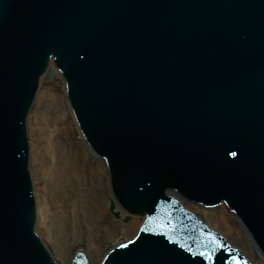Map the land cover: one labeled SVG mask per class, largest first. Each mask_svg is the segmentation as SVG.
<instances>
[{
    "label": "bare ground",
    "instance_id": "1",
    "mask_svg": "<svg viewBox=\"0 0 264 264\" xmlns=\"http://www.w3.org/2000/svg\"><path fill=\"white\" fill-rule=\"evenodd\" d=\"M51 84L46 78H41L40 87L35 98L36 101L34 100L36 105L32 106L29 113L28 129L30 128L29 133L32 146L31 173L34 183L36 182L37 184V226L44 234L46 233L47 241L53 249L55 257L63 264H66L71 255L70 253L68 254V244L71 243L70 247L72 246L74 249L78 247L86 249L90 240L86 237L74 236L73 239L70 237L74 233L88 228L90 225L91 213L87 209L90 201L95 203L96 206V199L99 200L104 196L106 199H104L105 204L103 203L105 205L104 208H109L110 194L106 190L109 179L106 169L102 165L103 163L97 161L96 155L88 151L83 146L84 143L82 141H76L70 136V132L73 131L75 126L72 122L70 107L63 93V79L56 74L54 85ZM57 85L60 86V92H56L55 90ZM51 127H54V130L50 132ZM33 128L36 131H33ZM51 135L54 138L56 137V140L52 145H47L43 140H48V138H51ZM65 182L66 186L70 187L68 190L72 198L70 200H63V204L61 205L62 211L61 209L58 211V208L55 207L56 211L54 210L53 214L52 212L48 214V187L50 188L51 185L55 184L65 191L63 189L66 188L63 187ZM96 185L99 186V191L98 193H92ZM64 194H66V191ZM52 195H54L53 192ZM79 195L81 201L77 199ZM111 200H113L114 204L110 209H114L117 203L113 198ZM195 207H198L200 214L213 218L216 223L213 226L225 235L231 237L236 232L239 236H246L231 214L223 207ZM93 210L96 212L95 208ZM105 211L100 210V213H105ZM109 213H111V210H109ZM125 214V211H123L119 219L124 217ZM138 221L139 217L132 215V219L121 224L123 228L131 226L133 223L134 227H136ZM109 224L111 223L98 225V230H106L109 236L105 237L109 238L111 242L119 238L120 234L125 235L124 232L115 229L114 223L113 225ZM86 242L87 245H85ZM243 247L246 252L254 256L255 250L250 245V248L245 244H243ZM89 248L92 253L91 259L100 258L102 255V245L98 244L94 237L90 241Z\"/></svg>",
    "mask_w": 264,
    "mask_h": 264
},
{
    "label": "rangeland",
    "instance_id": "2",
    "mask_svg": "<svg viewBox=\"0 0 264 264\" xmlns=\"http://www.w3.org/2000/svg\"><path fill=\"white\" fill-rule=\"evenodd\" d=\"M52 129H50V132H51V130H54L53 128L54 127H51ZM56 128V127H55ZM38 130V129H37ZM33 131H36L34 128H33ZM56 140V137L54 138L52 135H51V138H48V140H43L47 145H52V143L54 142ZM62 140H64V139H62ZM64 141H66V140H64ZM67 142V141H66ZM65 185V186H64ZM64 185H63V187H66V188H63V189H65V191H66V194H64L65 193V191L64 190H62L59 186L57 187L55 184L52 186L51 185V187L49 188L48 187V195H47V198H48V200H49V204H48V214H50V212H52V214L54 213V210H55V207H57L58 208V211H59V209H61V211H62V208H61V205L63 204V200L64 199H68V200H70L71 198H72V196H71V193H69V186H66V182L64 183ZM52 189H53V191H52ZM106 190H108V188H107V186H106ZM98 191H99V186H95V189L94 190H92V193H98ZM52 192L54 193V195H52ZM65 197V198H64ZM100 198V197H99ZM77 199L79 200V201H81L80 200V195L79 196H77ZM104 196L102 197V198H100L99 200H97L96 199V206H95V203H93L92 201H90V203H89V206H88V211L91 213V215H90V217H91V223H89L90 225L88 226V228H84L83 230H81V231H79V232H77V233H74L73 235H71L70 237H72V238H74V236H76V237H86V238H89L90 240H89V242H88V245H87V242H86V244L85 245H87V249L89 250V252H90V248H89V246H90V241L91 240H93V237L96 239V241H97V243L98 244H100L101 245V243L103 242V240H101L102 239V235L104 234V233H106V235H108L109 236V233L108 232H106V230H104V231H101V230H98V226L97 225H95V220L98 218V217H100L101 215H103V214H101L100 213V210H102L103 212L106 210L104 207H105V205H103V203L105 204V201H104ZM106 200V199H105ZM62 201V202H61ZM104 201V202H103ZM92 202V203H91ZM55 203V204H54ZM61 203V204H60ZM93 204V205H92ZM94 206V207H93ZM63 207V206H62ZM93 208H95V210H96V212H94V210H93ZM63 210H64V208H63ZM56 211V210H55ZM98 211V212H97ZM218 211V210H217ZM102 212V213H103ZM86 212H85V209H84V214H85ZM106 214H108V211H106L105 212ZM86 217V216H85ZM130 219H132V217L130 218ZM130 219H128V220H125V219H122L121 221H119V220H117L116 218H113V221H112V223L111 224H109V225H113V223H114V225H115V229H117L118 231H121V232H124L125 233V235L124 234H122V235H124V236H126V235H129V234H131L132 232H133V230H134V223L133 224H131V226H128V227H126V228H123V225L121 224V222H128ZM211 221H213V222H215L214 221V219L213 218H211ZM59 230V229H58ZM98 230V231H97ZM43 232V231H42ZM44 233V232H43ZM46 234V233H45ZM56 235H58V234H56ZM58 236H60V235H58ZM66 238V237H65ZM231 239H233V241H235V242H237V243H241V244H245L246 245V242H245V237L244 236H242V235H238L236 232H235V234L234 235H232L231 236ZM107 242L108 243H110L111 241L109 240V239H107ZM69 249V251H71V249H70V247L68 248ZM69 253V252H68ZM98 255H99V253H98Z\"/></svg>",
    "mask_w": 264,
    "mask_h": 264
},
{
    "label": "water",
    "instance_id": "3",
    "mask_svg": "<svg viewBox=\"0 0 264 264\" xmlns=\"http://www.w3.org/2000/svg\"><path fill=\"white\" fill-rule=\"evenodd\" d=\"M111 198H112V196L110 195L109 208L111 207V203H112V201H113V200H111ZM112 210H117V211H119V215L124 211L123 209H121V208L119 207L118 204H117L116 208H114V209H112ZM78 248H81V247H78Z\"/></svg>",
    "mask_w": 264,
    "mask_h": 264
},
{
    "label": "snow or ice",
    "instance_id": "4",
    "mask_svg": "<svg viewBox=\"0 0 264 264\" xmlns=\"http://www.w3.org/2000/svg\"><path fill=\"white\" fill-rule=\"evenodd\" d=\"M231 155H232V156H236V155H237V153H235V152H232V153H231ZM211 258H212V257H211V256H209V259H211Z\"/></svg>",
    "mask_w": 264,
    "mask_h": 264
}]
</instances>
